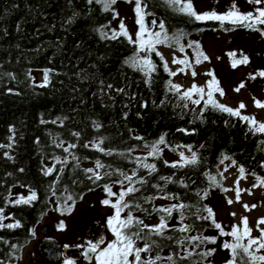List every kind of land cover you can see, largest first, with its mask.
I'll list each match as a JSON object with an SVG mask.
<instances>
[{"label": "trees", "instance_id": "obj_1", "mask_svg": "<svg viewBox=\"0 0 264 264\" xmlns=\"http://www.w3.org/2000/svg\"><path fill=\"white\" fill-rule=\"evenodd\" d=\"M144 4L145 12L165 25L170 38L168 44L172 47L177 46L175 37L180 33H183L179 42L182 43L195 32L211 28L209 23H199L175 11L163 0H144ZM113 16L112 10L105 11L103 4L95 0L91 4L88 0H0V144H9L12 136L15 141L11 149H0V207L10 217L5 224L19 221L21 225L0 229L2 264H19L21 253L33 239L40 220L51 211L61 213L60 209L73 206V202L76 205L81 197L103 189L104 184L120 191V185L114 182L122 177L116 170L131 175L137 168L134 158L147 156L149 149L145 144L151 145L161 136L168 145L191 146L198 154L199 163L171 168L165 165L162 155L149 157L147 162L154 163L157 171L149 176L141 167L138 176L145 177L147 183L136 185L141 191L126 200L141 205V209L131 210L148 225L159 223L160 214L152 211L154 206L188 205L184 223L193 228L188 234L217 237L216 244L201 245L197 251L217 249L222 242L231 241L220 237L210 221L197 220L194 215L197 207H209L208 196L202 200L197 193L203 195L207 190L209 194L219 189L210 183L209 177L214 176L222 183L221 160L228 156L239 167L243 166L246 174L264 178L262 134L254 135L245 122L211 107L203 116L200 115L203 105L197 107L188 102V108H184L185 101L169 91L167 82L171 77L155 53L150 57L156 65L150 81L144 72L130 67L127 61L137 54L136 45L124 37L101 36L102 31L110 36L106 29ZM46 70L50 82L47 87H38L43 81L37 82L32 73L39 71L44 76ZM93 122L100 127L97 129ZM74 132L79 137L73 136ZM137 136L143 139H134ZM54 140L63 141L64 147L75 144L70 152L78 159L56 147ZM97 144L103 152L96 149ZM5 152L13 159H8ZM53 157L66 159L68 163L55 164ZM97 160L105 166L98 169L102 175L104 172L113 175L93 183L88 179L91 174H86L84 169H96ZM53 164L56 170L45 176L42 169ZM162 176L172 177L174 182L165 185ZM181 180L188 186H182ZM153 184L160 185L163 192L153 188ZM15 189L25 190L28 195L29 189L34 190L38 198L30 206L13 205L7 198L9 193L13 200L16 198ZM165 193L177 199L145 202L144 197ZM68 195L73 199L66 204ZM178 220L179 212H174L168 220L169 227L178 228ZM165 235L174 239L152 237L162 248H154L152 256L157 252L167 256L180 251L175 238L185 234L170 231ZM138 245L142 247L143 242L138 241ZM228 259L229 252L219 261L215 256L209 257L213 264H225ZM179 264H191V261Z\"/></svg>", "mask_w": 264, "mask_h": 264}, {"label": "snow or ice", "instance_id": "obj_2", "mask_svg": "<svg viewBox=\"0 0 264 264\" xmlns=\"http://www.w3.org/2000/svg\"><path fill=\"white\" fill-rule=\"evenodd\" d=\"M96 3H102L104 10L109 11L112 5L117 3V0H95ZM127 3H133V0H126ZM165 4L170 7H174L175 11L183 13L189 18L193 19L197 22H217L220 24L222 28L225 25L232 26L231 28H224L225 31L235 30V28L241 27L247 29L252 32H257L259 35L264 38V27H260L264 25V0H246V2L250 5H253V10L242 13L237 8L235 3H232L230 9L225 13H218L215 10L198 13L193 7L192 0H163ZM88 3H93V0H88ZM134 12L136 16V24L138 25V31L135 34V39L129 34L128 29L123 21L119 24V31L113 30L111 35L109 36L105 32H101L102 38L105 39H118L120 37H124L130 44L136 45L137 54L134 55L131 60L127 61L130 67H133L137 70L144 72V75L149 79H151V74L155 71L156 65L153 64L151 60V54L155 53L157 56L161 58L163 61L164 71L168 73L170 77H174L179 73L187 74L186 69L191 67V64L185 56L183 59H178L173 57L172 63L181 65L176 72H173L169 66L167 61L164 60L163 55L157 51V45L160 44H168L169 37L165 30V25L160 23L158 25L160 31H151L148 24L146 23L145 16L150 15L145 12L146 4H144V0H134ZM118 15L114 13V17ZM71 22V21H69ZM152 25L156 24V21H151ZM183 36V33L178 34L175 37V43L179 45L180 38ZM189 48H193L195 54V63L199 64L203 61H207L209 58L202 52L199 51L200 45L198 43L193 44L190 42L188 44ZM179 51L181 53L185 52V48L183 45L179 46ZM145 53L143 57L139 55V53ZM229 56L231 67L233 69L237 68L241 65H248L250 63V58L245 55L243 52L238 54L236 52L227 53ZM238 57V58H237ZM202 58V60H201ZM193 78L197 75V73L193 70L191 72ZM205 75L211 77L210 80L206 81L205 86H198L193 84L190 88L184 90L182 86L179 84L172 83L171 80L167 82L168 89L173 94L178 95L179 100L185 101L183 107L188 108V102H191L192 105L199 107L201 102H203V108H201L200 115L203 116V112L211 107L213 110L227 113L232 117L238 118L240 121L245 122L248 125V129L254 135L264 134V122H259L254 116L243 115L242 110L246 109V105L243 102H240L236 108H232L230 106L219 103L217 99H215V94L218 93L220 97L225 95L224 90L220 87L219 81L216 79L214 72H207ZM257 78L264 79V70H258L256 72L250 73L248 76L249 80L255 81ZM49 72L46 70L44 72L43 83L37 85L38 87L44 88L49 84ZM111 88V85H108ZM246 87V83L242 81L234 91L239 93L241 89ZM207 89V91H206ZM118 91H123V89H119ZM254 107L257 109H264V102L253 97ZM146 107V105H144ZM44 123V121H41ZM56 121H52L55 123ZM95 127L98 129L100 125L95 124ZM62 126V122H61ZM10 131H14L10 128ZM180 131H186L184 129H180ZM73 136L79 137V133H72ZM134 139H143L142 137H134ZM10 143L0 144V149H11L14 144V136L9 137ZM55 146L59 148H63L65 153L72 155L74 160L78 159L75 155L70 152V149H74L76 147L75 144H68L67 147H64V142L60 141L56 143L54 140ZM103 143V141H101ZM264 144V141H261ZM163 145L164 147L169 148L171 151H176L177 148L186 147L188 152L191 153L190 156H186L183 151L179 152V160L169 163L165 161V165L171 168H184L187 166H195L199 163V157L196 151H193L191 146L186 145H177L175 147L168 145L166 143L165 137L161 136L158 141L154 142L151 145L145 144V147L149 149L148 155L145 157H135L134 161L137 165V168L133 170L131 175H128L125 172L120 170H116L122 179H118L114 183L120 185L119 193L113 192L112 185L104 184L102 185L105 195L107 198L101 201L102 206L110 207L113 209V214L106 218V225L109 231L111 232L114 239L108 241L107 243L103 238L100 240L93 242L91 240L87 241V250L84 253L85 257L89 254H95V262L96 264H179L180 261L190 260L191 264H213L212 261L209 260V257L215 255L217 249L209 248L206 250L197 251L201 247V245L205 244H216L217 237H208L204 236L202 233L200 235H189L193 228L191 225L184 223L186 217L185 209L188 208V205L183 203L179 204H171L169 206H160L153 207L152 211L159 213V223L155 225L145 224L143 220L135 217L132 212V208L141 209L140 204L133 205L131 202L126 200V197L130 195H134L137 192L141 191L140 187L136 185L143 186L147 183V180L143 176H138V170L142 167L147 170L148 175L151 176L153 173L157 171V167L154 163H148L147 160L149 157L151 158H159L162 154L163 149L160 147ZM88 147V145H84ZM98 151L103 152L104 149L100 148V146L94 145ZM129 150V155L131 151ZM111 154V153H107ZM4 155L8 159H13L12 156L8 155L7 152ZM123 155V154H121ZM55 164H67L68 161L61 160L60 157H53ZM230 157L225 156L221 163L224 160H228ZM55 164L52 167H45L42 169L43 174L45 176L51 175L55 170ZM231 166H236V162L233 160ZM264 166V165H262ZM105 166L100 162L96 161V169L88 168L84 169L86 174H91L88 176V179L92 180L93 183H96L105 178V176L111 177L113 172H104L103 175L98 171V169H102ZM228 168H225L227 171ZM23 171V169H20ZM60 171H63L61 168ZM239 176L234 183V188H224L222 183L216 179L214 176H210L209 180L215 187L220 188L224 192L235 191V202H241V195L243 192H247L249 195L252 194L251 189H241L240 188V180L246 178V171L243 166L238 167ZM221 179H223V173L219 174ZM252 175H255L252 173ZM57 181L59 177L56 178ZM161 180L165 182V185L169 183H173L172 177H160ZM256 183L252 185V188L264 187V178L260 176H255ZM179 183L187 187V184L181 180ZM153 188H157L159 191L163 192V188L158 184H153ZM52 192L55 195V186L52 185ZM91 190V189H90ZM201 199H205L208 196V191L205 190L203 195L197 193ZM37 193L34 190L29 189V195L27 196H17L14 200L11 198V193H9V197L7 198L10 203L13 205H31L34 201L37 200ZM83 197H81L82 199ZM113 198H115V202H113ZM72 196L68 195L66 197L65 203L67 201H72ZM145 202L152 203L155 199H166L173 200L177 199V197L172 194L165 193L162 196H147L144 197ZM234 201L229 199L227 203L231 205ZM74 206V202H73ZM73 206H67L65 208L60 209L61 214H70L73 210ZM245 211H251L256 208L257 205L253 204L249 206L248 204H243ZM128 209L127 215L124 216L123 213ZM147 211L146 209H142ZM174 212H179V220L178 224L180 225L178 228H170L168 224V220L172 217ZM205 212L207 215H200L199 213ZM151 214V213H149ZM197 220H207L211 222V225L218 230V234L220 237H231V241H224L221 244V248L223 250H227L229 252V259L225 261V264H264V228H260V225H264V217L260 218L257 221V230L259 231V236H253V229L249 227V222L247 217H241L240 225H232L231 231H225L224 227L218 223L215 219V213L211 207L204 205L203 208H196V212L194 213ZM235 216V213L231 214ZM6 219H10V217L5 216L4 209L0 207V229L8 228L15 229L21 227L19 221H15L14 223L5 224L4 221ZM65 227L64 222L61 221L59 224V229L63 230ZM179 232L185 235H182L179 238H175V245L180 251L170 252L167 256H161L159 252L155 256H152L151 253L154 248H161V245L153 240L152 237H160L165 240H173L174 237L170 235H165L167 232ZM138 241L143 242V246L138 245ZM246 241V242H245ZM106 246H102L105 245ZM67 247V246H66ZM162 250V248H161ZM146 254V255H142ZM199 257L197 260H192V257ZM2 264V262H0ZM66 264H72L71 260H67Z\"/></svg>", "mask_w": 264, "mask_h": 264}, {"label": "rangeland", "instance_id": "obj_3", "mask_svg": "<svg viewBox=\"0 0 264 264\" xmlns=\"http://www.w3.org/2000/svg\"><path fill=\"white\" fill-rule=\"evenodd\" d=\"M231 3H235L237 8L242 13H247L253 10L254 6L246 2V0H192L193 7L198 13H204L215 10L218 13H225L227 7L230 8ZM262 6V5H261ZM134 0L133 3H127L126 0H117L115 5L111 6L113 13H117L113 16L112 21L107 26L106 31L111 35L113 30L119 31V24L121 21L126 25L129 34L135 39V34L138 31V25L136 24V16L134 12ZM145 20L151 24V21H156L155 25L151 24V31H160L158 25L159 22L155 17L150 15L145 16ZM190 40L183 41L179 45L172 47L169 44L157 45V51L160 52L164 60L167 61L169 68L176 72L181 65L173 64V57L183 59L187 56L191 67L186 69L187 74L179 73L178 75L171 77V81L174 84H179L182 89L186 90L193 84L198 86H205L206 81L211 77L205 75V73L211 71L214 72L216 79L219 81L220 87L224 90L225 95L220 97L218 93L215 94V99L219 103L236 108L240 102H243L247 107L242 110L243 115L254 116L257 121L264 122V109H257L253 104V97L264 102V79L257 78L252 81L248 79L250 73L258 70H264V61L261 59L264 55V38H262L257 32L247 31L244 28H237L234 31H210L202 30L196 33ZM198 43L200 45L199 51H202L209 59L199 64L195 63V54L193 48H189L188 44ZM183 45L185 52L179 51V46ZM236 52L239 57V53L243 52L250 58V63L246 66L241 65L233 69L227 53ZM141 57L145 53H139ZM237 57V58H238ZM260 65L259 67L257 66ZM195 71L197 75L195 78L191 75L192 71ZM34 79L37 82L43 81V73L34 71L32 73ZM242 81L246 83V87L241 89L239 93L234 91ZM207 91V89H206ZM203 105V102H201ZM264 137V134H262ZM181 145L176 143L173 147ZM163 149L162 156L166 161L172 163L179 160V152L183 151L186 156H190L186 147L177 148L176 151H171L160 146ZM140 154V153H139ZM145 154V153H144ZM219 170L223 173L222 186L224 188L233 189L234 183L239 176L238 165L231 166V160H224L223 163H219ZM228 168L225 171V168ZM256 183L254 176L246 174L245 179L240 180L241 189H251L252 194L243 192L241 195V202H235V191L224 192L220 188L211 191L208 194V205L215 213V219L220 223L225 231H231L232 225H240L241 217H247L249 227L253 229L252 235L259 236L257 230V221L264 217V187L252 188V185ZM113 192L119 193L118 189H112ZM27 196L28 192L22 189H15L14 196ZM107 198L104 189H99L96 192L85 195L76 205L73 206V210L70 214H61L56 210L51 211L44 216L33 233V239L23 249L19 264H41L40 258L36 253V245L40 243L44 236L41 232V228L44 225L51 227L53 238L62 248V262L59 264H66L69 259L67 253L70 248L82 249L87 245V241L91 240V235L95 230L106 225V218L112 215L110 207L102 206L101 201ZM232 199L234 202L229 205L227 201ZM243 204L249 206L255 204L256 208L251 211H245ZM235 213V216L231 214ZM80 215L81 217H78ZM86 218V220H84ZM64 222V229H59L60 222ZM260 228H264V225H260ZM217 232V231H216ZM215 234V233H214ZM229 240L231 237H225ZM114 239L111 232L107 228V240ZM246 242V241H245ZM105 245L103 246H106ZM67 246V247H66ZM228 254L227 250L217 247L215 253V259L221 260ZM57 264V263H56ZM75 264V263H72Z\"/></svg>", "mask_w": 264, "mask_h": 264}, {"label": "water", "instance_id": "obj_4", "mask_svg": "<svg viewBox=\"0 0 264 264\" xmlns=\"http://www.w3.org/2000/svg\"><path fill=\"white\" fill-rule=\"evenodd\" d=\"M149 28L151 27V24L146 21ZM41 232L44 236V239L36 245V253L38 256L44 260H46L48 263L56 264L60 261V245L58 242L53 238L52 236V230L51 227L48 225H44L41 228ZM103 238L106 242L107 236H106V228L104 225L98 227L94 234H93V241L96 242ZM87 248H85V253ZM94 254H89L87 257L84 255L85 263L84 264H90L93 260ZM80 253L78 252H72L69 255V259L71 261H78L80 260Z\"/></svg>", "mask_w": 264, "mask_h": 264}, {"label": "flooded vegetation", "instance_id": "obj_5", "mask_svg": "<svg viewBox=\"0 0 264 264\" xmlns=\"http://www.w3.org/2000/svg\"><path fill=\"white\" fill-rule=\"evenodd\" d=\"M232 4V3H231ZM262 6H264V5H262ZM230 8L229 7H227V9L225 10V11H228ZM199 23H203V24H205V23H209L210 24V29H206V30H210V31H223L222 30V28H221V26H220V24L219 23H217V22H212V21H208V22H199ZM225 26H230V25H225ZM262 26H264V25H262ZM231 27V26H230ZM234 31V30H233ZM196 33H199V31L198 32H195L194 34H192V36L193 35H195ZM263 61H264V55H263V57L261 58ZM257 66L259 67L260 65H258L257 64ZM78 217H81L80 215H78ZM84 220H86V218H84ZM106 230H107V228H106ZM92 237H93V234L91 235V239H92ZM32 241V240H31ZM30 241V242H31ZM92 241H93V239H92ZM94 242V241H93ZM29 244V243H28ZM103 246V245H102ZM85 248H87V245L86 246H84L82 249H79V248H70L68 251H65L66 253H67V257L69 258V255H70V253H72V252H78V253H80V255H81V257H80V260H78V261H72V263H75V264H84L85 263V259H84V250H85ZM95 254H94V256H93V260H92V262L90 263V264H96V262H95ZM40 258V257H39ZM68 260H70V259H68ZM60 262H62V248H61V250H60V261L57 263V264H59ZM40 263L41 264H51V263H48L46 260H44V259H42V258H40Z\"/></svg>", "mask_w": 264, "mask_h": 264}]
</instances>
